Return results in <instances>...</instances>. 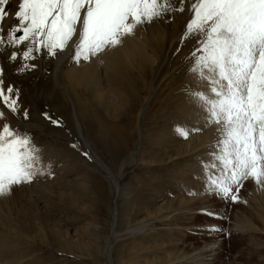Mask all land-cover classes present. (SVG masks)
<instances>
[{"label": "rangeland", "instance_id": "1", "mask_svg": "<svg viewBox=\"0 0 264 264\" xmlns=\"http://www.w3.org/2000/svg\"><path fill=\"white\" fill-rule=\"evenodd\" d=\"M18 3L3 6L6 32ZM174 23L165 13L137 25L146 47L127 53L124 35L107 64L94 65L109 47L79 62L69 53L66 90L53 76L68 48L13 61L25 44H0V78L18 92L0 126L28 133L40 157L30 183L0 195V264H264V186L244 180L235 202L206 190L202 161L220 134L190 96L208 91L189 71L196 37ZM84 63L92 74L68 72Z\"/></svg>", "mask_w": 264, "mask_h": 264}, {"label": "snow or ice", "instance_id": "2", "mask_svg": "<svg viewBox=\"0 0 264 264\" xmlns=\"http://www.w3.org/2000/svg\"><path fill=\"white\" fill-rule=\"evenodd\" d=\"M186 3L185 38L195 36L198 45L189 71L208 87L190 96L205 123L217 125L220 134L211 159L202 161L206 190L235 202L244 180L264 186V0H19L11 13L16 24L7 32L4 23L10 12L3 6L9 0H0V44H25V50L12 52L13 61L18 55L29 60L35 59L34 52L55 56L69 48L70 58L79 62L117 46L122 36L160 18L174 4L184 11ZM17 98L18 92L5 88L0 78V102L16 112ZM178 131L184 138L189 135L186 129ZM38 151L28 133L6 122L0 126V195L32 181L39 171Z\"/></svg>", "mask_w": 264, "mask_h": 264}, {"label": "bare ground", "instance_id": "3", "mask_svg": "<svg viewBox=\"0 0 264 264\" xmlns=\"http://www.w3.org/2000/svg\"><path fill=\"white\" fill-rule=\"evenodd\" d=\"M179 4H174L173 5V8H172V10H170V11H168L166 14H170L171 15V18H172V20L173 21H175V23H174V25H172V27H173V29H174V31L175 32H181V33H183L185 30H186V24H187V22H188V18H189V12H188V4L186 3L185 5H184V8H185V10L184 11H179L178 9H179ZM167 16V15H166ZM169 19V18H168ZM153 31H156V26L155 27H150L149 28V32H153ZM142 37L143 38H146L147 37V33L145 32L144 33V30H140V28H138V27H135V29H134V31H133V33L132 34H129V41H130V43H129V46H127V45H123V49H124V51H127V53H129V54H131V52L133 51V54L135 53V51L137 50V46H139V45H142L143 44V47L145 48L146 46V43H145V41H142L141 39H142ZM137 40V41H136ZM123 41V40H122ZM125 41V40H124ZM133 41H135V42H133ZM136 43H138V44H136ZM187 43V41H186V39H183L182 41H181V46H183L184 47V44H186ZM173 44V43H172ZM187 46V45H186ZM117 47H119V44H118V46H115V47H111V46H109V48H110V53H109V55H106L104 52L102 53V55H101V57H100V59H97L95 62L96 63H94V65H96V64H98V65H100L101 63H110L111 61H113L114 59H112V58H114L115 56H116V54H117ZM114 48V49H113ZM143 48V49H144ZM171 48V47H170ZM120 49V48H119ZM184 49V48H183ZM183 49H180V50H183ZM109 50V49H108ZM182 52V51H181ZM70 53V50H69V48H68V50H67V52H66V54L62 57V58H60L57 62H56V66H55V68H54V85L56 86V87H59V88H63L64 90H66L67 89V87L66 86H61L60 84H58V76H59V74H60V70H61V68H62V66L64 65V64H66V62H67V60H68V54ZM107 53V52H106ZM70 57V56H69ZM91 57H93V56H91ZM93 58H95V57H93ZM92 58V59H93ZM97 58H99L98 56H97ZM91 61V64L93 63L92 62V60H90ZM90 63V62H89ZM91 64H86V63H84V64H82L83 66H81L80 67V65H78L79 67L77 68H75V67H72L68 72H76L77 74L79 73H81V71H79L78 69L79 68H81L82 70H83V72H85V73H89V74H92V71L91 70H87L88 69V67L91 65ZM93 65V64H92ZM89 68H91L92 69V67H89ZM96 73V72H95ZM94 76V75H93ZM70 80V79H73L72 77H66V80ZM85 81V80H84ZM3 82H4V80H3ZM195 82V81H194ZM204 83V82H203ZM196 86V85H195ZM197 87V86H196ZM62 94V93H61ZM66 96L68 97V101H69V103H70V105H72V109H73V111L75 110L74 109V100H72L70 97H69V92L68 91H66ZM81 103V102H80ZM196 106V105H195ZM6 109H7V107H6ZM0 111H5V105L3 104V102H0ZM195 112V111H194ZM4 113H6V112H4ZM12 114V113H11ZM74 115H75V112H74ZM74 118H75V121H76V116H74ZM200 118V117H199ZM3 119V118H2ZM2 119H0V121L2 120ZM79 120V119H78ZM204 121V120H203ZM204 123V122H203ZM2 124V123H1ZM76 125H77V128H78V122L76 121ZM81 126V125H80ZM214 128H215V131L218 133V131H217V125H214ZM111 130V132L112 131H114V129L113 128H110ZM219 134V133H218ZM206 180V179H205ZM115 185V184H114ZM33 187H35V186H33ZM261 188L263 187V186H260ZM28 188V187H27ZM262 189H264V188H262ZM117 193H118V187H117ZM263 191V190H262ZM193 191L191 190V193H192ZM259 192H261V191H259ZM194 193H196L195 191H194ZM261 194H262V192H261ZM196 200V199H195ZM115 221V220H114ZM110 244L108 245V248H107V261L108 262H112L111 261V256H110Z\"/></svg>", "mask_w": 264, "mask_h": 264}]
</instances>
